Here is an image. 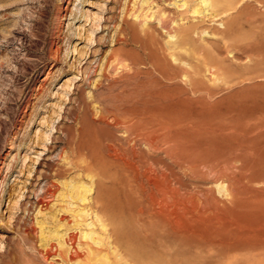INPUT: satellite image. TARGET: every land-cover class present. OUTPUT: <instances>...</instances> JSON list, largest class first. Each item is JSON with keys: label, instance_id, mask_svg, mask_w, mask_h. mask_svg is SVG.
<instances>
[{"label": "rangeland", "instance_id": "1", "mask_svg": "<svg viewBox=\"0 0 264 264\" xmlns=\"http://www.w3.org/2000/svg\"><path fill=\"white\" fill-rule=\"evenodd\" d=\"M124 2L0 0V264H264V0L235 5L226 47L204 24L201 63L156 23L124 43Z\"/></svg>", "mask_w": 264, "mask_h": 264}, {"label": "bare ground", "instance_id": "2", "mask_svg": "<svg viewBox=\"0 0 264 264\" xmlns=\"http://www.w3.org/2000/svg\"><path fill=\"white\" fill-rule=\"evenodd\" d=\"M77 1V0H76ZM120 1V0H119ZM244 0H174L172 3L176 9L168 11L165 6L164 0H125L124 9H123V19L119 25L120 29H116V33H124L126 38L122 40L124 43H139L143 47L146 46L147 38H153L152 29L153 23L157 24V28L165 30L169 34L168 40V51L171 57L178 60L177 56H180L181 53L186 52L194 59H197L199 63L202 62V58L198 54L196 50V40L194 38L195 34H198L202 29V26L206 23L210 24H218L222 27L221 30H218V34L221 37L222 42L225 44V47L228 44V40L236 35L238 28L240 26V21L238 17L233 16L234 10L236 8L235 5L240 4ZM169 2V1H168ZM123 4V3H122ZM170 6V5H169ZM79 10V6H76V11ZM83 16L82 11H80ZM76 18V14H75ZM88 23V20H87ZM89 27L86 31L88 32V36L90 40L93 38L94 34L99 30L100 23L95 22V25ZM84 26V25H83ZM95 26V27H94ZM241 27V26H240ZM116 28V27H115ZM240 29V28H239ZM103 30V29H102ZM205 32V31H203ZM202 32V33H203ZM239 32V31H238ZM92 37V38H91ZM93 42V40H91ZM117 41H121L118 40ZM148 44V43H147ZM232 44V43H231ZM230 45V44H229ZM228 45V46H229ZM231 46V45H230ZM235 46V45H234ZM142 47V48H143ZM152 47V46H151ZM151 49V48H150ZM74 50H77L75 45ZM147 50V49H146ZM149 50V49H148ZM147 50V51H148ZM55 53V52H54ZM127 52L124 53V57ZM152 53V52H151ZM157 53V52H156ZM56 54V53H55ZM57 56V55H56ZM123 56L117 52L112 51L111 55L108 57V61L106 63V68L104 71L112 69L114 67L115 61L121 62L123 60ZM168 56V55H167ZM157 57V56H156ZM155 57V58H156ZM201 58V60H200ZM220 58V57H219ZM125 59V58H124ZM159 59V58H157ZM204 59V58H203ZM206 61V59H205ZM100 62V60L95 61V63ZM204 62V61H203ZM219 62V61H218ZM151 63V62H150ZM205 63V62H204ZM203 63V64H204ZM207 63V62H206ZM123 64V63H122ZM157 64V62H156ZM222 64V63H221ZM260 64V63H259ZM257 64V65H259ZM264 64V63H263ZM191 65V64H190ZM213 65V64H211ZM217 65V64H216ZM104 65L101 66V70H103ZM219 67V66H218ZM116 68V67H115ZM213 68V67H212ZM221 68V67H220ZM91 69V68H90ZM206 69L210 71V67ZM217 70L219 68H216ZM222 69V68H221ZM212 70V69H211ZM220 70V69H219ZM218 70V71H219ZM223 70V69H222ZM197 71V70H196ZM213 71V70H212ZM106 72V73H107ZM182 72V71H181ZM207 72V71H206ZM160 73V72H159ZM186 73V72H185ZM195 73V72H194ZM217 73V72H216ZM215 73V74H216ZM222 73V71H221ZM224 73V71H223ZM87 74V73H86ZM210 74V73H209ZM212 74V73H211ZM218 74V73H217ZM213 75V74H212ZM211 75V76H212ZM214 76V75H213ZM73 76L70 79H74ZM198 78V77H197ZM203 78V77H202ZM208 78V77H207ZM179 79V78H178ZM196 79V78H195ZM213 79V77H212ZM69 80V79H68ZM215 79H213L214 81ZM72 82V81H71ZM73 83V82H72ZM209 84V83H208ZM191 87V85H190ZM207 93V92H205ZM31 97V96H30ZM152 97V95H151ZM156 98V96H155ZM174 100V98H173ZM29 102V101H28ZM172 103V102H171ZM157 104V103H156ZM142 105V104H141ZM177 103L175 104V106ZM165 106V105H164ZM126 107V106H125ZM163 108V104L161 106ZM180 107V105H179ZM160 108V107H159ZM169 108V107H168ZM131 111V110H130ZM173 114V112H172ZM155 116V115H154ZM124 120V119H123ZM126 121V120H125ZM111 122V121H110ZM173 122V121H172ZM126 123V122H125ZM170 123V122H169ZM176 123V122H175ZM121 124V123H120ZM130 124V123H129ZM122 125V124H121ZM131 125V124H130ZM164 125V124H163ZM151 126V125H150ZM173 126V124H172ZM117 127V126H116ZM155 127V126H153ZM164 127V126H163ZM171 127V126H170ZM176 128V127H175ZM169 129V128H168ZM145 130V129H144ZM161 130V129H160ZM160 134V132H159ZM87 135V134H86ZM92 135V134H89ZM84 136V135H83ZM88 136V135H87ZM124 136V135H123ZM162 136V135H161ZM158 137V136H157ZM167 137V136H166ZM177 137V136H176ZM160 138V136H159ZM175 138V137H174ZM165 139V138H164ZM148 140V139H147ZM157 140V139H156ZM175 140V139H174ZM177 140V139H176ZM92 141V140H91ZM179 141V140H178ZM172 143V142H171ZM157 144V142H156ZM163 144V143H162ZM166 145V144H165ZM156 146V145H155ZM174 146V145H173ZM170 147V146H169ZM156 149V148H155ZM153 149V150H155ZM120 150V149H119ZM159 150V149H158ZM166 151V150H165ZM106 152V151H105ZM116 153V152H115ZM114 153V154H115ZM120 154V153H119ZM170 154V153H169ZM112 156V155H111ZM91 157V156H90ZM94 157V156H93ZM98 157V156H97ZM107 157V155H106ZM140 158L137 155V152L131 157L129 154H126L125 157L119 159L121 167L125 172L133 171L136 166V161ZM165 158V157H164ZM172 158V157H171ZM95 159V158H94ZM101 163V162H100ZM103 163V162H102ZM135 165V166H134ZM140 165V164H139ZM96 166V164H95ZM99 166V165H98ZM138 166V165H137ZM154 168V167H153ZM158 168V167H157ZM138 169V168H136ZM162 172V171H161ZM140 173V172H139ZM153 178V177H152ZM167 180V179H166ZM173 180V179H172ZM214 180V179H213ZM171 183V182H170ZM169 183V184H170ZM162 184V183H161ZM165 184V183H164ZM83 185V184H82ZM166 185V184H165ZM121 187V186H120ZM86 188V187H85ZM144 188V187H143ZM74 189V190H73ZM72 189V193H76V197L78 201L80 200L83 205L89 203L86 197V190L82 187L74 186ZM88 190V188H87ZM159 190V189H158ZM163 190V189H162ZM71 191V190H70ZM90 191V190H89ZM85 192V194H84ZM241 192V190H240ZM73 193V194H74ZM233 194V193H231ZM74 196V195H72ZM244 199V198H243ZM263 200V199H262ZM88 201V202H87ZM86 206V205H85ZM75 211V210H74ZM74 218L77 220L79 225L81 226V222H85L87 231L83 232V237L85 239H90L93 244L101 245L103 238L101 240V233L107 231V225L98 215V213L92 216V219L88 221L91 216L89 213V209L82 208L79 211H75ZM89 217V218H88ZM77 224V223H76ZM78 225V224H77ZM84 225V224H83ZM122 226V225H121ZM120 226V227H121ZM84 227V226H83ZM81 226V228H83ZM80 228V227H79ZM80 228V229H81ZM85 228V227H84ZM83 228V229H84ZM167 229V228H166ZM2 230V227H0ZM82 233V232H81ZM82 236V234H81ZM104 236V235H103ZM78 239V238H77ZM61 241L62 246H66L64 243V236L60 237L59 242ZM87 242V241H86ZM91 242V243H92ZM107 242V241H106ZM60 243V244H61ZM91 244V245H93ZM88 245V244H87ZM3 240L0 237V249L3 247ZM92 249L89 245L87 251ZM103 248V247H102ZM113 248V247H112ZM108 249V248H107ZM74 250V249H73ZM91 251V250H90ZM93 251V250H92ZM91 251V253H93ZM104 251V250H101ZM117 251V250H116ZM53 252V251H52ZM106 252V251H104ZM135 252V251H133ZM48 253V252H47ZM89 253V252H88ZM95 253V252H94ZM97 253V252H96ZM101 254H103L101 252ZM118 254V253H116ZM128 254V253H127ZM59 255V254H58ZM65 255V254H64ZM68 255V254H67ZM135 255V253H134ZM86 256V255H85ZM103 256V255H102ZM111 256V255H110ZM109 256V257H110ZM122 256V255H121ZM140 256V255H139ZM252 256V255H251ZM60 257V256H58ZM87 257V256H86ZM101 257V256H100ZM108 257V256H107ZM117 258V256H116ZM253 258V257H252ZM77 259V258H76ZM111 259V258H110ZM119 259V258H118ZM249 259V258H248ZM264 259V258H263ZM106 261V260H105ZM112 261V260H111ZM116 261V260H114ZM86 262V261H85ZM263 262V261H262ZM120 263V262H119ZM142 263V262H141ZM140 263V264H141ZM164 264V263H163Z\"/></svg>", "mask_w": 264, "mask_h": 264}]
</instances>
